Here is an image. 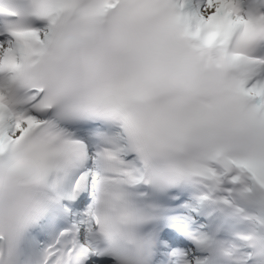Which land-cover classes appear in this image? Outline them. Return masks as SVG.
Listing matches in <instances>:
<instances>
[{"label":"snow or ice","instance_id":"snow-or-ice-1","mask_svg":"<svg viewBox=\"0 0 264 264\" xmlns=\"http://www.w3.org/2000/svg\"><path fill=\"white\" fill-rule=\"evenodd\" d=\"M0 264H264V0H0Z\"/></svg>","mask_w":264,"mask_h":264}]
</instances>
